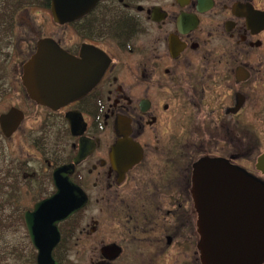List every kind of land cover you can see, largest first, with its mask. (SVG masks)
<instances>
[{
    "label": "flooded vegetation",
    "instance_id": "1",
    "mask_svg": "<svg viewBox=\"0 0 264 264\" xmlns=\"http://www.w3.org/2000/svg\"><path fill=\"white\" fill-rule=\"evenodd\" d=\"M0 13L6 62L22 17L29 26L16 81L0 86V100L12 94L19 103L0 115L20 111L1 154L8 224L16 226L12 187L20 177L50 184L20 215L32 264L48 248L56 264H202L195 164L215 159L253 173L246 166L264 150L256 154L264 138V0H3ZM39 41L47 66L62 56L80 61L73 71L88 89L59 106L31 100L21 78ZM118 143L124 151L114 156ZM62 182L61 198L82 204L53 224L31 215L30 235L24 212ZM200 194L209 230L214 194L206 185Z\"/></svg>",
    "mask_w": 264,
    "mask_h": 264
},
{
    "label": "water",
    "instance_id": "2",
    "mask_svg": "<svg viewBox=\"0 0 264 264\" xmlns=\"http://www.w3.org/2000/svg\"><path fill=\"white\" fill-rule=\"evenodd\" d=\"M37 46L32 58L24 63L21 78L33 101L47 107L59 106L88 89V85L81 87L73 71L80 61L62 56L57 64L47 66L50 60L46 53L48 46L43 41H39ZM103 67L99 66L95 70L96 79ZM16 110L11 109L0 116L4 136L10 135L18 126L20 111ZM121 151L124 149L118 143L113 150L114 156ZM226 166L225 161L215 159H202L194 166L192 183L195 205L200 216L198 249L202 264H261L264 261V180L240 166ZM255 169L264 174V151L257 157ZM55 185L58 192L36 203L33 211L24 212V221L30 235L33 221L31 215L43 214V220L53 224L82 204L78 197L70 200L61 198L65 194L67 182ZM205 185L206 191L213 193L215 199V202L208 201L209 230L200 204V193ZM50 252L51 248L39 249L36 256L38 264H56Z\"/></svg>",
    "mask_w": 264,
    "mask_h": 264
},
{
    "label": "rangeland",
    "instance_id": "3",
    "mask_svg": "<svg viewBox=\"0 0 264 264\" xmlns=\"http://www.w3.org/2000/svg\"><path fill=\"white\" fill-rule=\"evenodd\" d=\"M0 4H3V0H0ZM4 14V13H3ZM25 17H32L34 24L37 23L39 19V15L34 12H29L25 14ZM5 16V14H4ZM25 17L19 21V34L15 37L14 44H13V51L11 53V61L6 62L3 60L4 52L8 49L6 44L8 43V38H6L5 33L0 32V86L7 82L10 78L12 82L16 81L13 79V67L18 64L20 65V59L18 58L22 55L21 50L23 48H27L23 41L27 39V36H23V33L26 35V31L29 29V26L25 23ZM2 18V17H1ZM39 29V28H37ZM3 30V29H0ZM11 49V48H9ZM13 58V60H12ZM7 77V79H6ZM8 96L0 100V112L9 104H16L19 103L15 101L16 95H10L9 99ZM12 103V104H11ZM9 106V105H8ZM18 140V135L12 140L6 139L5 143H9L13 146ZM12 142V144L10 143ZM261 147H264V138L261 139L260 150L256 151V154L261 151ZM3 149L5 150V144L3 140V136L0 134V174L4 170V158L1 156ZM21 156L31 155L30 150L26 148H22L18 151ZM17 156V153H16ZM14 156V157H16ZM13 157V156H12ZM255 153L250 156L252 161L251 164L255 161ZM39 171L41 172L40 165L37 163L35 164ZM248 170L252 171L253 174H256V170H254V165L246 166ZM22 173H20L21 175ZM22 176V175H21ZM20 177V176H19ZM259 177V176H258ZM17 179H19L17 177ZM21 181H18V187H12L13 193V201L14 202V209L17 215V219L15 220L16 226L9 225V214L8 209L13 211L10 207V203H7V193L8 189L6 187V180L4 175H0V264H32V258L30 257L28 246H27V239L25 235V229L21 222L20 215H22L23 210L27 209L32 205L35 199L41 197L42 193H47L50 189V184H40V185H27L28 182L24 180L23 177H20Z\"/></svg>",
    "mask_w": 264,
    "mask_h": 264
},
{
    "label": "trees",
    "instance_id": "4",
    "mask_svg": "<svg viewBox=\"0 0 264 264\" xmlns=\"http://www.w3.org/2000/svg\"><path fill=\"white\" fill-rule=\"evenodd\" d=\"M3 7L5 8L6 7V3L3 5ZM1 14V13H0ZM5 14V13H4ZM4 14H1V16L2 15H4ZM6 15V14H5ZM3 18V17H2ZM0 19H1V17H0ZM6 23L4 22V21H2V20H0V29H3L4 28V25H5ZM6 26V25H5ZM7 29V28H6ZM5 29V30H6ZM1 32V31H0ZM4 33V32H3Z\"/></svg>",
    "mask_w": 264,
    "mask_h": 264
}]
</instances>
